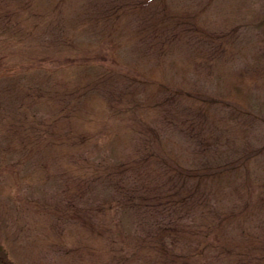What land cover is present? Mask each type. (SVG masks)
<instances>
[{
	"label": "rangeland",
	"instance_id": "1",
	"mask_svg": "<svg viewBox=\"0 0 264 264\" xmlns=\"http://www.w3.org/2000/svg\"><path fill=\"white\" fill-rule=\"evenodd\" d=\"M0 264H264V0H0Z\"/></svg>",
	"mask_w": 264,
	"mask_h": 264
}]
</instances>
